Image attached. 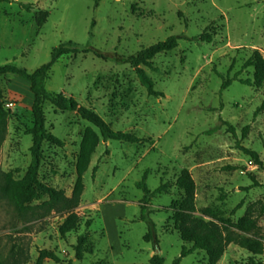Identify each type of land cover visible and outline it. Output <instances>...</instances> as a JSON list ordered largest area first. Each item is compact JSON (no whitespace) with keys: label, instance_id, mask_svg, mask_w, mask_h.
Returning a JSON list of instances; mask_svg holds the SVG:
<instances>
[{"label":"rangeland","instance_id":"obj_1","mask_svg":"<svg viewBox=\"0 0 264 264\" xmlns=\"http://www.w3.org/2000/svg\"><path fill=\"white\" fill-rule=\"evenodd\" d=\"M41 12L48 18L39 27ZM203 34L212 35V41L196 39ZM172 36L180 37L178 47L153 59L155 71L145 68L162 97L148 96L129 64L91 53L67 54L53 66L49 92L73 97L114 131L150 141L104 142L76 113L46 102V127L63 146L44 144L42 182L71 197L86 131L92 129L100 139L83 177L78 228L62 238L65 215L19 217L0 190V260L58 264L41 259V250L73 260L77 238L87 234L93 253L74 264H150L155 254L173 264L184 246L191 248L175 229L170 210L183 198L176 187L183 169L196 184L198 217L211 221L204 212L209 208L218 218L238 222L251 209L264 238V84L256 88L239 81L253 77L252 68H243L253 52L264 57V0H101L97 6L96 0L0 1V66L36 70L50 61L55 48L72 47L68 42L125 58ZM227 78L237 81L222 90ZM0 88L9 112L0 142L1 188L7 173L22 178L30 164L32 137L26 131L33 125L34 96L30 83L16 75L0 76ZM246 150L255 152L261 164ZM146 172L150 192L170 185L169 193L147 202L157 246L145 241L149 226L141 220L146 194L138 184ZM253 260L264 264V253ZM249 262L250 255L231 244L218 264ZM180 264L208 260L196 251Z\"/></svg>","mask_w":264,"mask_h":264},{"label":"trees","instance_id":"obj_2","mask_svg":"<svg viewBox=\"0 0 264 264\" xmlns=\"http://www.w3.org/2000/svg\"><path fill=\"white\" fill-rule=\"evenodd\" d=\"M100 1L96 0V6ZM24 7L28 10L31 8L30 5ZM47 18V12H41L37 17L38 26L42 27L46 23ZM179 39V36H172L165 41L144 48L138 53L125 58L91 49H80L77 44L68 42L67 45L72 47L64 48V46H60L55 48L51 53L50 61L36 70L30 71L14 64L0 66V76L12 74L28 81L30 83V90L34 96V102L31 108L33 125L26 131L32 137L30 164L22 178L15 179L11 172L7 173L0 188L3 196L19 217L31 215L37 219H43L54 212L66 216L65 221L59 227V233L62 238L75 231L78 228V215L76 210L81 203V197L84 191L83 177L88 170L91 156L100 141L92 129L86 131L77 157V180L71 197H68L63 190H58L42 182L39 175L44 161V144L49 143L55 146H63V141L49 132L46 127V117L43 109L46 102L51 103L59 111L76 113L81 119L99 131L100 137L104 142L118 141L139 144L150 141L139 138L133 133L114 131L97 113L82 106L73 97H67L63 93L49 92L46 89V82L53 66L60 58L70 53L77 54L82 52L84 54L91 53L104 61H112L117 64H129L135 70L142 86L146 88L148 96L162 97L163 93L155 90V83L145 68L155 71L156 68L153 66V59L159 54L175 50L178 47ZM196 39L200 42L210 43L213 36L203 34ZM243 68H252L254 70L253 77L239 81L244 85L261 88L264 84V57L262 54L258 51L253 52L252 56L245 62ZM232 81H237V78H227L222 85V90L226 89ZM8 117L9 112L4 107L3 93L0 88V142L5 137ZM246 151L256 163L261 164L255 152ZM96 169L97 167L93 169V176L95 175ZM148 173L146 172L142 182L138 184V187L146 194L144 204L141 205V220L147 222L149 226L145 241L153 242L157 246L158 239L155 224L150 219V210L147 202L153 196L169 193L170 185L168 183L161 184L154 192H150L146 185ZM176 187L183 192V198L181 201L171 204L170 210L173 213L172 220L182 241L185 244H191V248L184 246L181 256L173 264H180L183 258L196 251L205 252L208 264H218L231 244L245 250L250 255L249 263L255 264L253 259L264 253V238L260 232L261 228L258 225L257 218L254 217L251 209H249L245 217L241 218L238 222H233L231 219L216 217L214 212L207 208L204 212L212 220L206 221L196 215V184L189 170L183 169L180 172L176 181ZM45 197L47 198L46 200H44ZM36 202H39V204H35ZM240 207L238 206L236 209ZM263 215L264 206L260 213V216ZM86 226H91V221H87ZM73 250V260H63L55 252L50 250H41L40 258L50 259L58 264H74L75 260L83 261L87 254L93 253V244L87 234L80 235L77 238V243L73 246ZM164 263V258L158 254H155L150 259V264ZM0 264H9V262L7 260H0Z\"/></svg>","mask_w":264,"mask_h":264},{"label":"crops","instance_id":"obj_3","mask_svg":"<svg viewBox=\"0 0 264 264\" xmlns=\"http://www.w3.org/2000/svg\"><path fill=\"white\" fill-rule=\"evenodd\" d=\"M7 75H12V74H7Z\"/></svg>","mask_w":264,"mask_h":264}]
</instances>
